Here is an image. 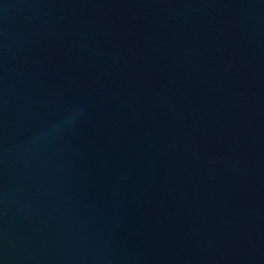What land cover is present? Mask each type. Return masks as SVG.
I'll return each instance as SVG.
<instances>
[{
  "label": "water",
  "instance_id": "95a60500",
  "mask_svg": "<svg viewBox=\"0 0 264 264\" xmlns=\"http://www.w3.org/2000/svg\"><path fill=\"white\" fill-rule=\"evenodd\" d=\"M0 264H264V0H0Z\"/></svg>",
  "mask_w": 264,
  "mask_h": 264
}]
</instances>
